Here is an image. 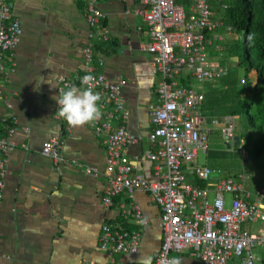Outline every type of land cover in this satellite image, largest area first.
<instances>
[{
	"label": "crops",
	"instance_id": "crops-1",
	"mask_svg": "<svg viewBox=\"0 0 264 264\" xmlns=\"http://www.w3.org/2000/svg\"><path fill=\"white\" fill-rule=\"evenodd\" d=\"M97 1L105 14L101 23L108 36L107 41H96L94 57L103 61L97 69L109 81L124 80L125 125L138 137L127 147V156L133 171L152 180L154 164L147 158L153 149L148 140L152 127L149 105L157 100L161 76L150 64L147 28L136 12L140 4L137 0ZM8 2L11 16L21 23L22 35L14 51V71L0 79V135L15 126L11 136L15 146L6 156L0 199V264H106L108 257L98 247L104 223L141 230L137 252L115 254L112 264H151L161 243L159 207L141 190H135L131 197L118 194L111 205H104L102 195L109 174L102 137L95 135L90 124L69 127L56 114L58 76L75 80L83 61L81 49L88 31L84 0ZM214 53L210 48L209 58ZM180 81L193 83L189 75L181 76ZM205 118L210 132L213 121L223 125L227 118L232 120L230 116ZM58 131L64 138L63 156L75 164L56 165L41 154L42 142ZM86 167L95 168L98 174L87 173ZM263 183L261 174H249L250 190ZM130 203L141 207L142 225L131 215L122 214ZM262 224L256 229L247 223L242 227L257 230ZM253 254L256 264H264V247L256 248ZM172 256L180 257L182 264H200L187 251Z\"/></svg>",
	"mask_w": 264,
	"mask_h": 264
},
{
	"label": "built area",
	"instance_id": "built-area-1",
	"mask_svg": "<svg viewBox=\"0 0 264 264\" xmlns=\"http://www.w3.org/2000/svg\"><path fill=\"white\" fill-rule=\"evenodd\" d=\"M137 1L140 8L136 12L149 37L146 50L150 54V64L161 76L157 100L149 105L152 127L148 140L153 149L147 158L154 164V179L149 180L133 171L127 156V147L135 144L138 137L125 125L124 80L109 81L97 69L103 61L94 57L96 41L108 40L101 23L105 14L98 8L97 0H84L88 31L86 44L81 49L83 61L79 75L75 80L62 75L57 78L59 95L65 86L82 87L80 79L83 76L95 77L91 86L101 96L102 116L90 125L95 135L102 137L109 174L102 203L109 206L114 196L126 193L131 197L135 190L149 194L160 209L161 230V243L151 264H167L174 253L183 251L200 264H256L253 250L264 247V225L257 230H248L242 225L264 223V183L250 190L244 172L228 174L219 167L198 161L200 152L207 153L210 134L202 113L204 93L201 89L206 83L219 80L229 69L224 64H212L209 49L221 55L224 42L233 34L232 26L216 14L213 3L218 1L222 10L228 6L224 0ZM21 35V23L11 16L8 0H0V79L5 73L14 71V51ZM186 75L191 77L192 84L180 81V77ZM244 81L241 79L240 83ZM230 120L227 118L221 128L227 142L234 139ZM212 123L217 125L218 121ZM14 130L15 126H10L0 135V199L6 156L15 146L11 139ZM63 144L61 131L54 132L42 142L40 152L56 165L75 164L76 161L63 156ZM237 147L246 159L248 154L242 140ZM85 171L98 174L95 168L86 167ZM188 175L205 182V186L189 181ZM226 194H231L228 204ZM250 195L254 197L252 202L248 201ZM122 214H129L135 223L143 224V213L136 203H130ZM140 240V228L127 229L116 223H104L98 247L108 257L106 264H112L115 254L137 252Z\"/></svg>",
	"mask_w": 264,
	"mask_h": 264
},
{
	"label": "trees",
	"instance_id": "trees-1",
	"mask_svg": "<svg viewBox=\"0 0 264 264\" xmlns=\"http://www.w3.org/2000/svg\"><path fill=\"white\" fill-rule=\"evenodd\" d=\"M224 2L228 7L220 17L225 24L232 26L233 38L226 39L223 45L226 48L221 55L216 52L218 59H221L224 51L236 56V67H242L245 71L253 69L255 80L253 84L247 81L246 91H243L237 74L228 72L229 69L215 81L216 85L206 83L201 89L204 93L202 113L207 118L230 116L235 120L238 128L234 129V134L243 140L249 160L259 163L264 160V0ZM213 7L216 13L221 10L218 1L213 3ZM239 34L241 37L237 41L234 37ZM189 181L200 187L206 184L196 178H189Z\"/></svg>",
	"mask_w": 264,
	"mask_h": 264
},
{
	"label": "rangeland",
	"instance_id": "rangeland-1",
	"mask_svg": "<svg viewBox=\"0 0 264 264\" xmlns=\"http://www.w3.org/2000/svg\"><path fill=\"white\" fill-rule=\"evenodd\" d=\"M223 12V10L221 9L218 13H216L217 15L220 16V14ZM221 32H224V29L221 28ZM242 34V33H241ZM241 34L239 35H235V39L238 41V39H240ZM229 38H233L232 35H228ZM230 40V39H229ZM239 43V42H238ZM226 48V47H225ZM226 51H224V55L221 57L219 63L220 64H224L226 66H228V69L230 71H233L235 74H237L239 80L244 79V83L240 84V87H243V91H246V87L245 85L247 84V81L250 82L251 84L254 83L255 80V72L253 69L245 71L244 68L242 67H236V56L234 55H228L227 53H225ZM215 56L214 57H210L209 60L210 62L213 64L215 63V60L218 59L217 53H214ZM246 76V78H245ZM213 84H217V82L213 83ZM243 85V86H241ZM230 123L232 124V126L234 127V129L237 130L238 128V123L235 120H230ZM220 126V127H218ZM223 125H221L220 123L218 125H213L210 124V127L212 128L210 134H209V143H208V150L209 153L204 154L202 152L199 153L198 156V161L200 164H207L209 166H214V167H219L222 171L226 172V173H239V172H244L246 174V176L248 177L249 180V174H258V177H260V174L263 177V171L264 169L261 168L262 166H264V160L260 161L259 163H255L252 162L248 159H244L240 153V151L238 150L237 145H234V141L230 140V141H225V139L223 138V134L221 132V128ZM235 136V134H234ZM229 143V146L227 145ZM262 164V165H260ZM234 173V174H236ZM264 179V178H263ZM230 194H226L225 198H226V202L227 204L229 203L230 200ZM263 206H264V201H263ZM260 223L257 224H249L251 226H255V229L259 226ZM256 250V249H254ZM253 250V251H254ZM254 255V254H253Z\"/></svg>",
	"mask_w": 264,
	"mask_h": 264
},
{
	"label": "clouds",
	"instance_id": "clouds-1",
	"mask_svg": "<svg viewBox=\"0 0 264 264\" xmlns=\"http://www.w3.org/2000/svg\"><path fill=\"white\" fill-rule=\"evenodd\" d=\"M95 77L85 75L80 79V85L65 86L57 97H54L58 104L56 114L62 118L69 127L79 128L94 123L102 116L99 106L101 96L91 86ZM167 264H182L180 257H173Z\"/></svg>",
	"mask_w": 264,
	"mask_h": 264
},
{
	"label": "water",
	"instance_id": "water-1",
	"mask_svg": "<svg viewBox=\"0 0 264 264\" xmlns=\"http://www.w3.org/2000/svg\"><path fill=\"white\" fill-rule=\"evenodd\" d=\"M233 141H234L233 142L234 145H238L239 144V137L237 135H235ZM227 145L229 146V143Z\"/></svg>",
	"mask_w": 264,
	"mask_h": 264
}]
</instances>
